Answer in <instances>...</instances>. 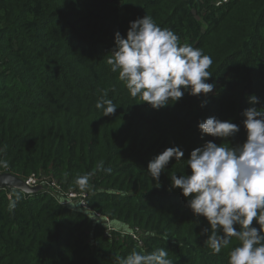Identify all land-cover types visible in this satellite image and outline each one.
<instances>
[{"label":"trees","instance_id":"obj_1","mask_svg":"<svg viewBox=\"0 0 264 264\" xmlns=\"http://www.w3.org/2000/svg\"><path fill=\"white\" fill-rule=\"evenodd\" d=\"M145 15L212 58V92L185 91L159 109L131 97L106 60L115 33L126 36L129 22ZM105 92L117 106L113 115L95 106ZM250 95L264 108V0H0V174L40 173L66 190L88 176L90 208L141 240L115 229L108 235L46 186L1 188L0 264H120L158 247L173 264H228L238 241L213 254L210 224L171 187L170 173L190 174L191 150L209 140L244 143ZM213 116L240 130L224 140L202 134L198 122ZM171 146L184 156L155 181L148 164Z\"/></svg>","mask_w":264,"mask_h":264},{"label":"clouds","instance_id":"obj_2","mask_svg":"<svg viewBox=\"0 0 264 264\" xmlns=\"http://www.w3.org/2000/svg\"><path fill=\"white\" fill-rule=\"evenodd\" d=\"M129 23L126 36L115 33L112 55L106 63L118 73L131 97L159 109L181 99L185 91L196 96L213 91L214 84L206 82L212 75L208 71L213 63L210 56L191 45H180L173 31L161 28L150 16ZM105 97L107 92L96 102V108L104 116L115 114L116 104ZM248 99L253 106L243 111L247 135L244 143L229 148L209 140L191 150L186 159L190 174L170 173L171 187L181 189L193 214L202 215L210 224L211 235L208 228L202 232L208 235L206 242L212 253L219 254L232 238L238 241L228 253V264H264V108L255 106L259 103L255 95ZM198 128L202 134L223 140L240 130L238 124L214 116L198 122ZM183 156L179 146L167 147L149 162L147 171L159 181L170 160L179 161ZM75 183L86 190L88 176L77 177ZM84 211L94 218L89 209ZM254 220L259 227L253 226ZM120 264L173 262L165 248L158 247L148 253L133 251Z\"/></svg>","mask_w":264,"mask_h":264},{"label":"built area","instance_id":"obj_3","mask_svg":"<svg viewBox=\"0 0 264 264\" xmlns=\"http://www.w3.org/2000/svg\"><path fill=\"white\" fill-rule=\"evenodd\" d=\"M229 0H215L216 5H220ZM24 186L31 190V188H41L42 186H46L51 194L56 198L59 204L63 206H71L75 207L80 211H84L85 208L89 209V215L94 216L93 220L97 222L103 223L106 233L109 235L111 230H119L122 233H129L138 243L141 242L139 234L135 230L131 229H123L122 225H117L116 223H112L110 219L100 214L99 212L94 211L90 208L87 203L88 194L85 190H81L79 186L75 189H64L60 186V184L53 178L40 174V173H30L24 179H22ZM64 201L63 203H61Z\"/></svg>","mask_w":264,"mask_h":264},{"label":"water","instance_id":"obj_4","mask_svg":"<svg viewBox=\"0 0 264 264\" xmlns=\"http://www.w3.org/2000/svg\"><path fill=\"white\" fill-rule=\"evenodd\" d=\"M1 188H16V189H26L28 190L24 184L22 179L7 173L0 174V189ZM36 188H31V190L28 191H34ZM123 229H128L126 225H122Z\"/></svg>","mask_w":264,"mask_h":264}]
</instances>
